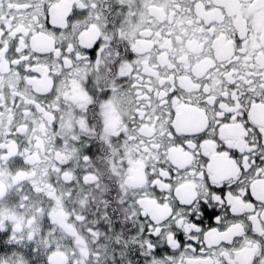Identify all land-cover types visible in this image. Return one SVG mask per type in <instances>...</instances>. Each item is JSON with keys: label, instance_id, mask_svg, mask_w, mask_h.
<instances>
[{"label": "snow or ice", "instance_id": "6c2138e0", "mask_svg": "<svg viewBox=\"0 0 264 264\" xmlns=\"http://www.w3.org/2000/svg\"><path fill=\"white\" fill-rule=\"evenodd\" d=\"M0 264H264V0H0Z\"/></svg>", "mask_w": 264, "mask_h": 264}]
</instances>
